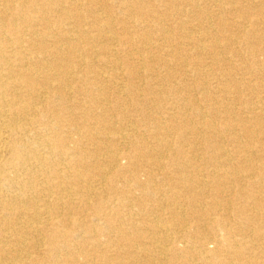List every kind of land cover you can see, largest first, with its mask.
I'll return each mask as SVG.
<instances>
[{
	"label": "bare ground",
	"instance_id": "6f19581e",
	"mask_svg": "<svg viewBox=\"0 0 264 264\" xmlns=\"http://www.w3.org/2000/svg\"><path fill=\"white\" fill-rule=\"evenodd\" d=\"M140 1L143 0H122V11L131 12L130 8H135L138 16L136 27L146 30L143 25L145 21L153 19L152 9H136L135 5ZM183 1L186 2L188 15L193 20L206 19L205 15H208L207 19L213 16L209 5L205 6L209 12H205L200 10L195 0ZM170 2L172 7L180 8L176 0ZM244 3L233 11H238L241 15L233 17L234 21L226 29L235 33L237 38L231 33H223L214 38L205 33L197 38H193L192 34L185 35L182 41L172 38L173 35L169 36L165 24L154 26L156 38L152 36L150 28L148 34L141 39H117V36L111 34L116 22L111 21L107 15H101L108 9L105 0H0V264H76L77 256L83 258V264H92L94 261L96 264H152V247L161 257L158 264H164L167 261L166 247L159 248V245L152 244V232L160 234V240L167 244L164 232L168 229L164 222L157 220L152 223V217L148 222L134 223L130 215L127 217L128 221L122 219L117 209L126 207V213L134 211L133 207L138 199L131 195L133 190L139 192V199H152V165H160L163 158H170L166 162L179 167L185 161L195 168L192 177L199 187L227 189V185L239 181L235 176L236 169L227 159L230 155L219 161L226 170H222L219 165H211V161V166L207 168L208 166L201 165L196 160L199 159L201 150L194 143V139L201 137L199 140L207 144L211 155L221 159L229 153L218 143L219 139L225 137L229 138L227 141L231 147L230 153L242 157L239 160L241 168L254 171L252 156L260 153V150L253 149L248 142L241 143L239 137L235 138L237 134L232 133L234 127H238L243 136L250 135L251 132L244 126L248 119L255 120L256 124L264 127V108L254 106L257 102L251 95L243 110L248 114V119L245 120L242 115L233 116L221 99L213 102L210 91L204 85H198L196 90L199 96L192 97L188 83L191 81H188L187 75L174 79L178 82L177 86L171 84L172 80L166 76L154 84L143 81L144 86L139 88L138 83L135 86V79L139 77L142 65L138 67L131 63L136 54L152 63V46H148L151 42H159L154 47L158 50H162L160 43H167L168 49L162 54L178 60L184 54L181 47L193 44L200 55L206 57L207 49L202 40L210 43L208 46L212 49L209 54L217 57L222 55L220 49L233 53L234 44L242 41L247 43L251 37L258 42L257 51L264 57V0H244ZM80 6H85L88 10L84 19L78 14ZM257 6L259 9L255 11L253 19H249L248 10ZM216 20L220 28L226 25L224 20ZM184 24L179 22L176 26L182 28ZM199 25L198 20L197 27ZM140 30L136 31L140 33ZM95 38L98 39V47L91 43ZM221 41H224L223 46H220ZM129 44H134L137 48ZM216 48L219 49L214 51ZM185 53L187 56L186 49ZM115 55H122V62ZM86 59L89 61L86 62ZM156 59L158 57L153 58ZM225 59L227 58L224 61ZM253 59L251 58L254 62ZM212 61L216 59L213 58ZM104 63L110 65V69L114 71L111 74L113 77L116 71L123 74L120 67L124 65L125 76L129 79L125 93L129 97L127 101L130 105H139L143 101L140 98L143 93L151 96L149 102L158 112L167 110L166 102L171 99L172 112H164L161 117L163 121L152 117L150 113H144L136 123L143 128L145 134L138 132L134 128L135 122L127 119V107L122 105L126 99L117 94L123 93L124 89L121 91L119 85L115 87L117 95L113 96L114 104L108 106L110 103L105 95L107 92L99 86L100 80H87V86L84 87L76 79L78 74L101 75L102 72L96 70V65ZM165 64V70L173 67L174 71L177 68L180 71L182 66L189 67V64L170 60ZM190 66L194 67L197 75L202 71L199 62ZM245 68L250 69L244 66L241 69ZM261 72L264 73V69ZM238 81L237 84H241ZM256 87L264 93L263 83ZM262 101L264 98L260 100ZM258 110L261 111L257 112ZM113 119L123 123V132L115 131L112 127ZM258 133L263 140L264 131L259 130ZM127 134L129 135L126 136ZM262 153L264 162V151ZM121 159L126 160V165H119ZM218 167L223 171L220 176L217 174ZM204 168L211 170L207 172L208 180H198L197 177L203 174ZM143 174L145 179L140 180L139 175ZM249 177L254 175L249 174ZM120 181L122 186L118 187L116 183ZM257 182L264 183V167ZM196 195L187 205L196 214L191 220L197 223V233L195 236L182 235L184 240H189L188 248L186 247L187 263L264 264V248L260 242L264 241V210L261 216L258 213L264 209V197L257 200L237 194V197L249 200L250 203L231 206L227 200L215 193L213 198L217 199L212 198L207 204L210 207L207 210L210 222L205 228L200 222V214L204 211L201 199L205 194ZM176 199V196H170V222H173L171 220L174 217L180 221L185 216L182 208L177 207L179 205L176 204ZM139 207V211H143L142 206ZM217 229L223 233L216 234ZM244 231H248V234ZM109 233H113V239H109L112 242H99L97 237L100 234ZM131 233L138 235L134 238L138 239L143 234L141 237L146 236L150 240L145 245H137L135 242L130 244V236L133 235ZM211 238L216 244L210 251L204 243ZM113 243H117L115 246L128 248L126 255L131 259L127 262L118 260L115 263L106 254V249ZM140 247L143 249H139ZM258 248L262 250L260 255L256 253ZM94 252L101 253L102 256L98 258Z\"/></svg>",
	"mask_w": 264,
	"mask_h": 264
},
{
	"label": "rangeland",
	"instance_id": "374dc122",
	"mask_svg": "<svg viewBox=\"0 0 264 264\" xmlns=\"http://www.w3.org/2000/svg\"><path fill=\"white\" fill-rule=\"evenodd\" d=\"M121 1L122 0H117V1L105 0V2H107V4H108V9L104 10V12H106V13H101V15L102 16L103 15L104 16L107 15L108 18L111 21L116 22L115 25L112 27V30H111V34L112 35L117 36V39H129V40H131V38H134V37H138V38L141 39L142 37L146 36V34H148V32H149L148 30L150 28H152V36L154 37L155 34H156L154 26L157 25V24H162V25L165 24L167 27L165 25H164V27H166L167 30L169 31L168 35L169 36L173 35L172 38L177 39V40L181 39L182 41L184 40L185 35H189L190 36L192 34L191 36L193 38H197V37H200L202 34H205V33H206V35H209L212 38L217 37V36H221V35H223V33H225V34L226 33H231L232 35H234L235 38H237V35L235 33L233 34L232 31L231 32L230 31H226V29L229 28L228 27L229 23L234 21L233 17H236L237 15L238 16L241 15L240 13L238 14V11L235 12V13H233V11L237 10L238 7H240V5H244L245 4L244 0H195L197 5L199 4L198 6H199L200 10H202V11L209 12L208 10L205 9V6L209 5L211 7V13L213 15L209 19H207L208 15H205L206 19L198 18L200 25H199V27H197L198 20L195 21L188 15V11H187L188 9L186 7V2L185 1L176 0V3H178V5H179L178 7L181 8L180 9V8H177V7H172V5H171L172 2H170V0H146L147 2L143 0V1L138 2L137 5H135L136 9H138L140 7L143 8V9L144 8L146 9V7L147 8L150 7L152 9V18L153 19H149L148 21L144 22L143 26L146 27V30H140L138 27H136L138 25V24H136L138 16L136 14L137 12H136L135 8H130L131 12L122 11L123 10L122 7H124V6H123ZM127 1L131 2V0H127ZM254 1L256 2V1H259V0H253V2ZM231 2H233L234 4L233 3L230 4ZM110 3H113V4H110ZM114 3H115V5H114ZM218 4H220V5H218ZM262 8L264 10V5H263ZM78 9L80 10V11L78 10V12H79L78 14L79 15L81 14L80 17L84 19L87 16V11H88L87 8L85 6H80ZM229 9L231 11H228ZM258 9L259 8L257 6V8H252L251 10H248L249 11L248 18L249 19H253L252 16L256 13L255 11H257ZM179 11H181V12H179ZM158 16H159L160 19L158 18ZM142 18H144V17H142ZM217 18L219 20H222V21L224 20L223 22L226 25H224V27L220 28L218 26V24H216L217 23L216 22ZM117 20H120L122 22L117 21ZM178 21L180 22V24L181 23H185L182 26V28H179V27L177 28L176 25L179 24ZM201 21H202V23H201ZM168 27H170V28H168ZM136 30H138V31L140 30V33L138 31H136ZM184 30H186V31H184ZM122 33H124V34H122ZM154 38H156V37H154ZM92 40H93L91 42L92 45L94 47H96V46L98 47V42H97L98 39L95 38V39H92ZM152 41H154V40H152ZM202 43L206 46V49H207L205 51L206 52V57H205V55H200L199 50L193 44L192 46L191 45L184 46L185 48L181 47L182 50H184L183 51L184 54L179 56L178 60H176V59L173 60L172 58L166 57L165 55L162 54L163 51L168 49L167 43H164V42L160 43V44H162L160 46L162 48V50H158V49L154 48V47H156V44H159V42H151V44L149 43L148 46H150V48L152 46V63L149 62L148 59H146L145 57L142 58V56L140 54L134 55V57H135L134 61L131 62V63H133L132 65H138V67L142 65L141 68L143 69V70L140 69L139 74H138L139 77L135 79V82H136L135 86H138V84H139L140 85L139 88L143 87L144 86L143 81L145 83L148 82L147 84L158 83V80H160V78L162 79V78H164L166 76H169L168 78L170 80H172L171 84H174L175 86H177L178 82H176L174 79H179L180 76L185 77L184 75H187L188 81H191V82H188V83H190V85H189V88H190L189 89V94L192 97H198L199 95L197 94V90H198L197 87H198V85H204V87H207L208 92L210 91V99H212L213 102H218V100L221 99L222 102H223V105H225L227 107V109L229 111H231L233 116H241L242 115V117L245 120L248 119L247 118L248 114L245 113L243 110H245L244 109L245 106H246L245 103L247 102V99L249 98L250 95L253 97V100L257 102V103H255L254 106H257V107H260V108L263 109L264 108V101L260 102V100L262 98H264V93L260 92L259 89L256 86L259 83H263L264 84V75H263L264 73L261 72V69H264V57L262 56V54L259 51H257L258 42L256 41V39H252V37H251L249 39V41H247V43L242 41V43L239 42V43L234 44L232 46L233 53H230L229 51H226V50H224L222 48V49H220V51H221L220 53H222V55L219 54L220 56L218 55L217 57H214V54L213 55L209 54V52H211L210 50L212 49V48H209V46H208L210 44L209 42H206V41L202 40ZM223 44H224V41H221L220 42V46H223ZM263 44H264V42H263ZM129 45L131 47L137 48L136 46H134V44H129ZM180 49L178 50L179 52L181 51ZM185 49L188 52L187 56H185L186 55ZM218 49L219 48H216V49H214V51H216ZM122 57H123L122 55H117V56L115 55V58L119 62L120 61L122 62V60H123ZM154 57H158V59L153 60ZM213 58L216 59V61H212ZM224 58H227V59H225V61H224ZM251 58L252 59L254 58L253 60H254L255 63L251 60ZM169 60L171 62L189 64V67L185 68L186 66H182V70H180V71H179L178 68H177V70L174 71V69H172L173 67H169L167 70H165L164 69V64H165V62L168 63ZM191 60H193V61H191ZM196 60H198V61H196ZM88 61L89 60L86 59V62H88ZM198 62L201 63V66H202L201 67L202 71L199 72V73L197 72L198 75L200 76V78H199V76L197 74H195L194 67L190 66V64L198 63ZM102 65H96L97 66L96 70H98V71L100 70L99 72L100 73L102 72L101 75L99 74V76L98 75L96 76L93 73H88L85 76H83V75L78 74L76 76V79H78V81H81V83L84 84L83 85L84 87L87 86V82H88L87 80H92L93 78H97L98 80H100L101 83L99 84V86L102 87L103 90H105L107 92V93H105V95H106V97L108 99V103H110V104H108V106H112L114 104L113 96H115L117 94L119 96H121V97L123 96V98H125L126 100L124 99L125 101H124V103L122 105H124V107H127V109L125 110L127 116H129L127 119L132 121V122H135L134 124L136 125V127H134V128L138 129V132H143L145 134L143 128L138 126L137 123H136V121L140 120L142 118V116H144L143 115L144 113L145 114H149L150 113L152 115V117H154V118L158 117V118H160V120H162V121L164 120L163 118L161 119V117H162V115L164 116V112L168 113L167 110H170L172 108L171 99H168L169 103L166 102L165 108L167 110H165L163 112L162 111L161 112L160 111L159 112L155 111L154 110V105L152 104V106H151V103L149 102L151 100V96H149V95L146 96L143 93H142V96L140 97V98H142L143 101L139 105H130L129 101H127V100H129L128 99L129 97L125 93V90L127 89V84H128L127 80H129V79H127V77L125 76V73H124L125 67H124V65H122L120 67L121 72L123 74L120 75V74H118V73H120V71L119 72L116 71L117 73L114 74V77H113V75H111L112 72L114 73V71H112L110 69V65L105 64V63L102 64ZM242 66L248 67L250 69H246V68L245 69H241ZM160 67H161V69H160ZM169 69H170V72H169ZM160 70H161V72H158ZM107 71H108V73H106ZM150 71H152V72H150ZM165 71H168V72H165ZM143 73H145V74H143ZM104 77H106V78H104ZM231 79H232V82H231ZM237 80H239L242 85L241 84H237ZM115 82H116L117 85L115 84ZM107 83H108V85H107ZM118 85L121 88V91L124 89V92L123 93L121 92L122 95H121V93H117L116 94V92H117L116 89L117 88H115V87H117ZM241 87H243V88H241ZM109 89H111L110 92H109ZM222 90L225 91V92H222ZM113 91H115V92H113ZM233 93L235 94V96H234ZM76 95L77 96L79 95L80 97H82L80 94H76ZM153 97L154 96L152 95V100H153ZM79 99H81V98H79ZM77 102L79 103L80 101L77 100ZM217 106L219 107V105H216V107ZM259 111H261V110H258L257 112H259ZM170 112H172V110H170ZM113 120H114V122H113L114 125L112 127L115 129V131L116 132H121V131L123 132V129L125 128V127L122 128L123 127V123H121L119 120H116V119H113ZM165 122L167 123V121H165ZM118 125H119L120 129H118ZM128 125H132V124L128 123ZM244 126L251 132L250 135L243 136L240 133V131L238 130L239 129L238 127H234L235 130L233 129L234 131L232 130V133H233V135L235 133L237 134V135H235V138L239 137L238 139H239V141L241 143L248 142L247 144L250 145L251 147H253V149H255V150L259 149L260 150V153L254 154L252 156V159H253L252 162H253V168H254V171H252V172L251 171H246V169H242L241 168V163H240L239 160H240V158L242 159V157H238L236 155H232L233 153H230L231 152V147L229 146L228 141H227L229 138L226 139L224 137V138H222L223 140L219 139L221 141V143H220V141L218 143L222 145V148L224 150L229 152L227 155L223 156L224 158L222 157L221 159H218V158H216V157L211 155V149L207 146V144H205L201 140H199L201 137L198 136L197 139H194L195 140L194 141L195 146L201 150V153L198 154V158L199 159H196V160L199 161L201 165H206V167L208 166L207 168H209L211 165H213V166L219 165V167H221L222 170H226L227 168L224 167L222 164H219V163H221L219 161L220 160L221 161L225 160L227 158V156L230 155V157H232V158L228 157L227 159H228V161L230 160V162L232 163L231 166L236 169L235 171H236L237 174L235 173L236 174L235 176H236V178H238V180H239L238 182H235L232 185L231 184L227 185V189L218 188L216 190L215 188H212L211 186L199 187L197 185V183L193 181L194 178L192 177V174L194 173L195 168H193L192 164L186 163L184 161V162H182L183 165L181 167H179V165H175L173 163L166 162V160H170V158L169 159H164L163 158L162 161H161L162 163H160V165H157V166H153L152 165V170H154V171H152L153 172L152 173V177H153L152 178V199H148V198L139 199L140 198L139 197V192L137 190H133V191H131V195H133L134 198H137L139 200V201L137 200L135 202L136 205L133 207L134 211L131 212V210H130L129 212L127 211V213H126V209H127L126 207H125L126 209L125 208H121V207L117 208L119 210V214L122 216V219L127 220V217L130 215V218L134 221V223H139L140 221L141 222H143V221L144 222H148L149 220H151L152 217H153L152 218L153 219L152 223L154 221H157V220L160 221V222H164V225L168 229L166 232H164V235L167 236V240H168L167 244H165L164 241L160 240V238H159L160 234L158 235V234H154L152 232V244L154 243L157 246L159 245L160 246V247L158 246L159 248H165L166 247L165 249H167V252L165 254V257H166L167 261L164 264H188L187 261H186V256L188 257L186 251H187V248H188L187 247L188 246L187 242L189 240H184L182 235L195 236L196 233H197V231H196L197 230V228H196L197 227V223L196 222L194 223V221L191 220V218L195 217L196 214L193 213L192 210H190L189 206L187 205V204L192 202V198H194V196H197L196 194H205V195H203V197L201 199L202 200L201 203L203 202L202 204H203V207H204V209H203L204 211L202 212V214H200L201 215L200 216L201 217V221L200 222L204 225L205 228H207V226H208V224L210 222L208 220L209 212L207 211L210 207L207 204L211 202V200H212L213 196L215 195V193L217 194V196H220L221 198L227 200L229 202V203L227 202L228 205L230 204L231 206H237L238 204H241V203H245V204L248 205L250 203L249 200H244L243 198L241 199V197H237V194H240L242 196L246 195V196H249V197H254L257 200H259V199L264 197V192H262V191H264V183H258L257 182V180L261 177L262 169L264 167V165L262 166V163H264V162H263L262 157H261V155L263 154L262 151H264V139L261 140L262 136L258 132H259V130H263L264 131V127H260L258 124H256L255 120H251V119H248L247 122H244ZM128 135L129 134H127L126 136H128ZM255 135H257V136H255ZM145 137H146V135H145ZM75 138H77V136H75ZM191 141L193 142V138L191 139ZM208 153H210V154H208ZM178 159H180V158H178ZM201 161H204V162H201ZM210 161H211V163H210ZM126 163L127 162H126L125 159H121L120 162H119V165L120 166L121 165L124 166V165H126ZM184 166L186 167V169H185ZM154 167H156V168H154ZM157 167L158 168H162L161 169L162 170L161 173H160L161 170L158 169ZM221 168H219V170L217 171V174L219 176L223 174V171L221 170ZM204 170L205 171L203 172V174L201 173L197 177L198 180H202V179L203 180H205V179L208 180L207 172H209L211 170L210 169H205V168H204ZM172 171H174V172H172ZM185 171L187 173H185ZM190 173H191V175H190ZM165 174H166V176H165ZM249 174H253L254 177H249ZM186 176H188L189 183H187V181H186L187 180ZM232 178H234L233 180L236 181L234 176ZM252 178L254 179V181H253ZM139 179L140 180H144L145 179V175L144 174H143V176L139 175ZM184 180H185L186 183L184 182ZM116 184H117L118 187L122 186L121 181L117 182ZM159 186H160V188H159ZM205 189H207V190H205ZM230 189H231V191H230ZM222 191H225V192H222ZM170 196H172V197L176 196V198H177L176 199L177 200L176 204L179 205L177 207L180 208V209L182 208L181 210L184 211L183 213H184L185 216H184L183 220L178 221L179 219L174 217V219H176V220H174V219L171 220L173 222L169 221L172 218V215H171L172 213L169 210L170 208H169V205H168V204H170L169 203L170 202ZM246 196H244V197H246ZM213 199H217V198H213ZM138 204L140 206H142L143 211H141V212L139 211L140 207H139ZM223 204L224 203H221V205H223ZM165 205H167V206L165 207ZM156 206H157V208H156ZM163 206H164V208H163ZM262 210H264V209H261V211H258V213H260V216L262 215L261 214ZM210 211H212V210H210ZM147 213H148V215H147ZM132 215L134 217H132ZM154 218H156V220ZM262 218L264 219L263 215H262ZM263 222H264V220H263ZM124 232H126V230H124ZM215 233L216 234H222L223 231H220V230L217 229L215 231ZM244 233L248 234V231H244ZM112 234L113 233H109V234H105V235L100 234L97 237V239L99 240V242H102V243L105 244V242L108 241L109 239H113ZM131 234H133V235L130 236V238L132 240L130 242V244H133L135 242L137 245H145L150 240V239H147L146 236L145 237H141L143 234H140V237L138 239L134 238V236H138V235H134L135 233H131ZM109 241L112 242L113 240H109ZM190 242H192V241H190ZM260 242L262 244L261 246L264 248V241L262 240ZM116 244L117 243H113L110 246L107 245L109 248H107L106 250H108L107 252H109V253L106 252V254L108 256H111V258L114 259L115 263L118 260L122 261V262L123 261L127 262V260L131 259L130 256L126 255V252L129 249L125 248V247H122V246H115ZM204 244L207 246V247L206 246L205 247L208 250L211 251V250L214 249L216 243L211 238V239L206 240V242ZM166 245L168 246V248H167ZM101 246L104 247L105 245H101ZM116 248H118V249H116ZM132 249H135V247H132ZM139 249L142 250L143 247H140ZM261 251H262L261 248L260 249L259 248L256 249V253L259 254V255H260ZM143 253L146 254L147 252L143 251ZM94 255L97 256L98 258H100L102 256V254L98 253V252H94ZM134 256H136V255L134 254ZM136 257L138 258V256H136ZM159 258H161V257L157 253H155V250L152 247V264H158L159 261H161ZM179 262H181V263H179ZM76 264H83V258L80 257V256H77L76 257ZM92 264H96L95 261ZM193 264H195V263H193Z\"/></svg>",
	"mask_w": 264,
	"mask_h": 264
}]
</instances>
